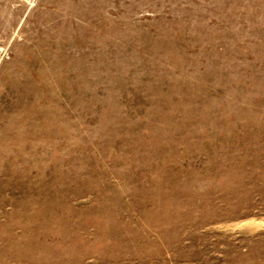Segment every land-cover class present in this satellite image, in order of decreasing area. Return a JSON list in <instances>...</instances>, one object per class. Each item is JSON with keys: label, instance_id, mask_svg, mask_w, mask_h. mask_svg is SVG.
<instances>
[{"label": "rangeland", "instance_id": "obj_1", "mask_svg": "<svg viewBox=\"0 0 264 264\" xmlns=\"http://www.w3.org/2000/svg\"><path fill=\"white\" fill-rule=\"evenodd\" d=\"M0 264H264V0H0Z\"/></svg>", "mask_w": 264, "mask_h": 264}]
</instances>
